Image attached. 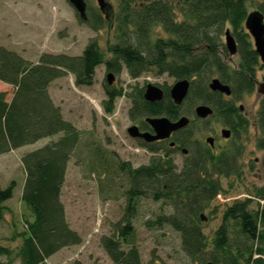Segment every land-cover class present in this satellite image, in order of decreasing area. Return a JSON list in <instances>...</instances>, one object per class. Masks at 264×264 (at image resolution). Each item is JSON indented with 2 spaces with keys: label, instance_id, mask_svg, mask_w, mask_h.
<instances>
[{
  "label": "trees",
  "instance_id": "obj_1",
  "mask_svg": "<svg viewBox=\"0 0 264 264\" xmlns=\"http://www.w3.org/2000/svg\"><path fill=\"white\" fill-rule=\"evenodd\" d=\"M248 1L254 0H118L117 11L109 21L99 14L91 20L88 13L85 21L95 30L105 25L113 27L114 42L108 45L107 52L101 50L97 40H91L80 56L43 54L38 63H32L0 47V81L13 87L10 100L7 92H0V156L61 135L57 141L21 157L25 174L21 200L32 219H25L26 230L19 235L22 244L17 252L0 245V264H4L3 258L8 261L6 264L18 259L21 264H42L61 249L82 242L67 223L61 201L67 165L81 133L64 119L49 88L66 74L75 76L77 87H90L95 70L103 64L108 72L117 75L125 68L132 79L155 70L159 75L190 82L181 105L173 103L168 88L164 89L163 99L154 103L144 99V89L136 95L128 94L130 116L139 121L141 129L148 128L144 122L147 117L176 120L186 101H201L213 108L212 116L224 117L233 130L228 147L218 153L206 145L194 146L188 127L175 134V144L188 151L181 169L170 157L177 150L165 143L140 141L138 146L154 156L149 165L133 169L124 164L121 168L130 182L125 214L114 225L112 235L101 238L112 264H141L133 242L132 220L137 199L147 196L149 190H155L154 200L163 201L171 213L147 221L146 226H167L179 233L182 249L191 260L202 264H264V191L256 209L250 207V199L218 203L226 195L222 180L241 177L239 159L243 148L238 140L250 125L235 103L255 91L257 72L262 70L253 38L244 26L249 14ZM256 9L264 15V1L258 2ZM157 29L165 37H158ZM227 30L237 43L238 69L221 56L227 57L220 43ZM214 73L222 83L231 86L229 101L204 83ZM105 92L103 108L112 114L116 101L126 93L108 85ZM255 126L259 132L258 146L264 149V96ZM15 188L14 180L6 188L0 185V222L5 219V203L13 198ZM206 211L213 218L221 211L218 226L210 236L204 233L201 219Z\"/></svg>",
  "mask_w": 264,
  "mask_h": 264
},
{
  "label": "rangeland",
  "instance_id": "obj_2",
  "mask_svg": "<svg viewBox=\"0 0 264 264\" xmlns=\"http://www.w3.org/2000/svg\"><path fill=\"white\" fill-rule=\"evenodd\" d=\"M106 1L111 6L109 21L110 15L117 11L118 0ZM263 1H248V13L257 11V3ZM86 3L91 20L97 14L104 19L105 14L99 10L96 0H86ZM155 34L165 37L161 29H157ZM91 40H97L101 50L107 52L108 45L114 42L113 27L105 25L99 30L93 29L80 19L69 0H0V47L14 51L32 63H38L43 54L80 56ZM220 43L225 48V32L220 37ZM221 56L232 68L238 69L239 55L230 56L227 52V57ZM106 57L109 58L110 54L106 53ZM109 73L113 75L111 85L107 83ZM263 76L264 70H259L256 77L258 85L263 82ZM217 77L214 73L204 83H210L211 79ZM176 81V78L168 74L159 75L155 70L132 79L125 68L117 75L108 72L103 64L95 70L94 84L90 87H77L72 74H66L50 85L49 93L54 104L61 108L64 119L81 133L80 141L67 165L61 201L67 223L79 234L82 242L61 249L42 264H71L74 261H80L81 264H112L101 245V238L112 235L114 225L125 214L130 182L121 168L124 164H129L133 169L149 165L154 156L138 146L127 133L131 125L138 123L130 116L131 101L128 94L136 95L147 84L170 90ZM6 85L0 81V92H7L10 100L13 87ZM105 85L122 88L126 93L116 101L112 114H107L103 108L106 100ZM262 97L256 89L235 103L237 107H243L242 115L249 120L250 125L238 140L243 148V155L239 159L241 177L222 180L226 195L219 198L222 202L219 204L231 203L235 199H250V207L256 209L260 203V193L264 191V149L258 146L259 132L255 123ZM224 100L229 101V98ZM201 103L186 101L181 116L191 119L188 128L193 133L194 146L204 145L208 137H213L219 151L229 145L221 137V129L228 123L222 116L197 119L194 109ZM60 137L46 138L0 156L1 187L6 188L11 181H16L13 198L5 203L8 208L5 219L0 222V245L17 252L22 244L19 235L26 230L25 219H32L21 200L25 178L21 157ZM170 157L173 164L181 169L184 155L174 152ZM154 191L149 190L147 196L137 199L132 220L133 242L138 249L141 264H202L185 254L179 233L167 226H146L147 221L171 213L163 201L154 200ZM209 213L206 211L204 214L207 220L203 227L208 236L217 228L221 211L215 218ZM2 261L8 263L5 258ZM13 264L21 262L18 259Z\"/></svg>",
  "mask_w": 264,
  "mask_h": 264
},
{
  "label": "water",
  "instance_id": "obj_3",
  "mask_svg": "<svg viewBox=\"0 0 264 264\" xmlns=\"http://www.w3.org/2000/svg\"><path fill=\"white\" fill-rule=\"evenodd\" d=\"M72 6L75 8L79 17L83 21H87V3L86 0H69ZM99 10L105 14L108 19L111 10L110 4L106 0H96ZM245 29L249 35L253 38L255 51L258 54L262 68L264 70V15L259 11L251 12L247 15L245 20ZM225 48L230 56L237 55V43L232 33L227 30L225 32ZM113 81V75L109 73L107 75V83L111 85ZM190 88V82L188 80H178L170 89L169 95L175 105H181L188 95ZM209 89L212 92H220L226 96L231 95V89L228 85L223 84L218 78H213L209 83ZM257 91L264 96V76L263 82L258 85ZM163 91L152 84H148L144 91V99L148 102L154 103L160 101L163 98ZM194 114L197 118L205 120L210 118L214 114L212 107L206 104H198L194 109ZM145 122L150 125L154 134L145 132L141 133L137 126H130L127 129V133L131 138H141L145 142L150 143L159 140H167L171 137L172 133L185 129L190 119L186 116H182L176 121H171L167 117H147ZM222 137L229 138L230 131L222 130ZM206 143L211 146L214 144V139L208 137ZM184 154H187V150H183ZM202 221L207 220L204 214L201 215ZM207 264H213L208 262Z\"/></svg>",
  "mask_w": 264,
  "mask_h": 264
},
{
  "label": "flooded vegetation",
  "instance_id": "obj_4",
  "mask_svg": "<svg viewBox=\"0 0 264 264\" xmlns=\"http://www.w3.org/2000/svg\"><path fill=\"white\" fill-rule=\"evenodd\" d=\"M263 69V68H262ZM220 80V79H219ZM177 82V81H176ZM258 83V82H257ZM223 84H226V85H228L229 87H230V89H231V86L229 85V84H227V83H223ZM148 85V84H147ZM146 85V86H147ZM160 88V87H159ZM258 88V84L256 85V89ZM162 91H163V95H164V93H165V91H164V89H162V88H160ZM255 89V90H256ZM144 91H145V89H144ZM169 92H170V90H169ZM217 93H220V92H217ZM220 94H222V93H220ZM143 95H144V93H143ZM225 98H229V99H231V97H232V90H231V95L230 96H226V95H224V94H222ZM245 95H248V94H245ZM245 95H243V97L245 96ZM164 97V96H163ZM169 97H170V95H169ZM163 99V98H162ZM161 99V100H162ZM130 100V99H129ZM242 100V99H241ZM240 101V100H239ZM158 102V101H157ZM239 108V112H240V114H242V111H243V107L241 106V107H238ZM182 116H185V115H182ZM182 116H180L179 118H181ZM161 117H165V116H161ZM187 117V116H186ZM196 117V116H195ZM212 117V116H211ZM178 118V119H179ZM189 118V117H188ZM197 118V117H196ZM146 119V118H145ZM145 119H144V122H145ZM169 119V118H168ZM178 119H176V120H178ZM190 119V118H189ZM197 119H199V118H197ZM176 120H171V121H176ZM200 120H202V119H200ZM134 122L136 121V120H133ZM146 123V122H145ZM192 122H191V119H190V123H189V125L188 126H190V124H191ZM147 124V123H146ZM148 125V124H147ZM131 126H134V124L133 125H131ZM135 126H137L138 128H139V130H140V132L141 133H145V132H148V133H151V134H154V131L152 130V128L150 127V125H148V128L147 129H141V127H140V123H139V121H138V123H137V125H135ZM187 126V127H188ZM186 127V128H187ZM185 128V129H186ZM185 129H182V130H185ZM229 130L230 131V137L229 138H223L222 137V133H221V137L223 138V142H231V140H232V137H233V130H232V127L231 126H228V125H226L225 126V128H222L221 129V132H222V130ZM182 130H179V131H177V132H175V133H172V135H171V137L169 138V139H167V140H159V141H154V142H150V143H165V144H167L169 147H171L172 149H175V150H177V152H180L181 154H183L184 156H187V154H188V151H187V154H184L183 153V150L185 149V148H183V147H181L180 145H177V144H175V142L173 141V137H174V135L175 134H177L178 132H180V131H182ZM211 138H213V137H211ZM132 139H134L136 142H137V144H139L140 143V141H143V142H145L143 139H141V138H132ZM214 139V138H213ZM145 143H147V142H145ZM204 145H206V146H208L210 149H212V150H214V151H216L217 153L218 152H221L222 150H225L228 146H224V147H222L219 151H218V146H217V144H216V141H215V139H214V144L211 146L210 144H208V143H206V140H205V144Z\"/></svg>",
  "mask_w": 264,
  "mask_h": 264
},
{
  "label": "crops",
  "instance_id": "obj_5",
  "mask_svg": "<svg viewBox=\"0 0 264 264\" xmlns=\"http://www.w3.org/2000/svg\"><path fill=\"white\" fill-rule=\"evenodd\" d=\"M6 86H8V84H7ZM24 180H25V178H24ZM24 180H23V183H22V184H24ZM22 187H23V186H22Z\"/></svg>",
  "mask_w": 264,
  "mask_h": 264
}]
</instances>
